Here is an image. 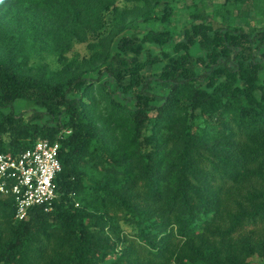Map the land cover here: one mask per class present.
<instances>
[{
  "label": "trees",
  "instance_id": "trees-1",
  "mask_svg": "<svg viewBox=\"0 0 264 264\" xmlns=\"http://www.w3.org/2000/svg\"><path fill=\"white\" fill-rule=\"evenodd\" d=\"M125 1L138 13L116 0H0V48L61 52L114 12L81 63L51 72L0 56L3 151L48 139L62 166L50 212L18 221L0 195V264H264V0H214L211 14L192 0L181 29L185 0Z\"/></svg>",
  "mask_w": 264,
  "mask_h": 264
},
{
  "label": "built area",
  "instance_id": "built-area-1",
  "mask_svg": "<svg viewBox=\"0 0 264 264\" xmlns=\"http://www.w3.org/2000/svg\"><path fill=\"white\" fill-rule=\"evenodd\" d=\"M59 151L60 143L48 139L18 155L4 152L0 144V195L14 198L16 220H25L33 208L52 211L58 198L55 179L62 171Z\"/></svg>",
  "mask_w": 264,
  "mask_h": 264
},
{
  "label": "rangeland",
  "instance_id": "rangeland-1",
  "mask_svg": "<svg viewBox=\"0 0 264 264\" xmlns=\"http://www.w3.org/2000/svg\"><path fill=\"white\" fill-rule=\"evenodd\" d=\"M220 2H224V0H219ZM214 0H207V6L209 8V13H213L215 10ZM192 4V0H185L177 4V15L175 16V25L177 28L181 29L188 21V10L187 6ZM115 6L118 7L119 10L128 11L130 12L129 16H133L138 13L140 10V5H137L134 2H126L125 0H116ZM113 9H108L103 14V24L100 31L96 33L89 34L87 40L84 42H79L77 40H73L71 45L59 52L58 50H54L49 48L48 50H33L32 48L27 47L24 43L16 42L11 43L7 47L0 48V56L1 57H14L19 60H24L29 66L31 67H46L48 71L55 72L62 70L64 68L65 63L75 61L76 63H81L85 58H89L90 56V43H97L101 38L107 36L110 29L113 27L114 21L112 20ZM257 11L255 10L252 12V17H256ZM219 18V17H218ZM218 21H214L215 27H219L221 25L226 26L225 20L222 17L217 19ZM259 20L264 21V17L259 18ZM166 52H170L169 48L165 49ZM195 54H199V50L196 48L194 49ZM155 54H159L158 50H155ZM62 56L65 59H60ZM162 65L154 66L152 68L153 73L160 72ZM94 78H98L97 75H93ZM261 84L264 85V73L262 74V79L260 80ZM105 105H98L97 106V113L100 115L107 116V111L105 109ZM16 114H25V117L29 116V113H25L26 104L23 100H18L15 104ZM154 114H152V117ZM5 139V138H4ZM147 149V147H145ZM105 171H101V173H96L93 175L94 177L99 176L100 178H105ZM111 181L115 180L114 175H110L109 178ZM120 179V177H118ZM105 182V180H104ZM123 232L122 236L128 235L132 236L134 229L131 226L124 225L123 223L120 224ZM120 248L118 249V252ZM112 261V260H110ZM108 261V263H110Z\"/></svg>",
  "mask_w": 264,
  "mask_h": 264
}]
</instances>
